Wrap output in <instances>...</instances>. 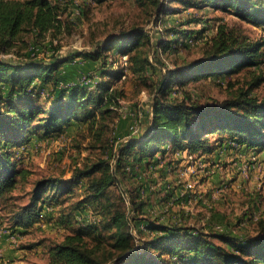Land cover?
<instances>
[{"label":"trees","instance_id":"obj_1","mask_svg":"<svg viewBox=\"0 0 264 264\" xmlns=\"http://www.w3.org/2000/svg\"><path fill=\"white\" fill-rule=\"evenodd\" d=\"M129 1L156 15V20L176 10L164 0ZM177 1L222 9L264 28V0H170ZM60 14L61 6L50 0H0V51L9 52L17 40L23 41L25 32L36 31L39 36L60 28ZM181 40L176 35L155 42L147 30L135 27L112 35L89 53L66 59L37 60L32 49L33 54L24 55L27 61H0V206L10 201L28 175L13 149L35 139L59 138L72 125L103 131L120 106L123 93L117 83L127 76L126 68L114 67L117 60L127 56L130 73L146 84L149 67L153 68L149 53L178 52ZM76 58L97 63L94 70L100 72L101 80L95 86L65 76L64 66ZM263 64L264 41L250 39L241 28L220 25L206 41L201 57L166 71L155 86L145 127L121 145L115 171L109 155V159L77 168L68 180L47 177L35 181L29 201L11 216L12 228L26 229L43 221V214L63 207L80 190L85 191L82 200L62 209L58 222L68 232L49 248L48 264H264V220H258L260 235L249 239L155 221L139 229L136 238L128 201L135 216L144 213L149 203L138 191L144 185L129 190L127 197L121 186V176L132 161L150 165L180 152L201 158L216 152L213 137L221 147L234 142L241 149L263 152L264 96L253 93L264 83ZM240 74H245L244 83L236 87L229 81L230 96L221 102H203L189 93L177 97L179 88L192 80L225 81ZM89 204L99 220L78 223L77 207ZM145 233L152 237L147 240L139 235Z\"/></svg>","mask_w":264,"mask_h":264},{"label":"rangeland","instance_id":"obj_2","mask_svg":"<svg viewBox=\"0 0 264 264\" xmlns=\"http://www.w3.org/2000/svg\"><path fill=\"white\" fill-rule=\"evenodd\" d=\"M50 1L61 6L58 17L60 28L50 29L39 36L36 31L25 32L23 41L17 40L9 52L0 51V61H27L29 58L24 55L33 54V50L37 60L66 59L76 53H89L112 35L135 27L147 30L155 42L167 41L179 35L182 49L178 52L160 50L159 56L149 53L153 68L149 67L146 84L126 67V78L117 83L123 93L120 106L113 118H108V127L103 131L97 128L90 131L87 126L72 125L59 138H49L48 141L35 139L32 144L13 149L19 166L28 175L26 181L20 182L11 194L10 201L0 206V264H48L49 248L68 232L58 222L63 207L78 203L85 193L77 190L63 207L60 205L50 214H43V221L16 230L12 228L11 216L29 201L35 181L47 177L68 180L77 168L100 159H109V155L111 166L117 168L119 149L131 138L132 127L137 122H140L141 131L145 127L155 86L166 71H173L201 57L206 41L216 34L220 25L241 28L250 39L264 41V28L218 8H199L197 5L164 0L167 6L176 10L156 20V15L129 0L105 3L95 0ZM121 64L117 60L114 67L123 68ZM96 66L97 63L86 58H76L64 66L63 71L73 82L92 86L95 85L92 80L100 77V72L94 70ZM244 75L225 81L212 78L192 80L179 88L177 97L182 99L189 93L203 102H221L230 96L229 81L236 87L241 86ZM253 93L263 97L264 83ZM212 139L217 150L204 157L206 170L205 167L191 172L186 158L177 159V156L170 155L150 165L132 161L126 167L125 175L121 171L125 197L141 183L144 186L139 188V194L149 203L144 213L135 216L128 201L130 218L133 219L132 231L136 236L139 229L151 221L200 230L205 234L228 233L240 239L260 235L258 220H264V152L235 148L231 142L221 147L216 144V138ZM91 208V204L83 209L77 207L78 223L99 220V216L94 217ZM139 235L147 240L152 237L149 233ZM215 241L219 242L218 239ZM37 243L40 244L28 248Z\"/></svg>","mask_w":264,"mask_h":264},{"label":"built area","instance_id":"obj_3","mask_svg":"<svg viewBox=\"0 0 264 264\" xmlns=\"http://www.w3.org/2000/svg\"><path fill=\"white\" fill-rule=\"evenodd\" d=\"M162 23V22H161ZM161 29V28H160ZM120 62L122 63V67L123 68H126L128 66V61H127V56L125 57H120ZM101 80V77L99 76H96L94 78V80H92L93 82H95V85L97 84L98 81ZM86 82V81H85ZM88 82V81H87ZM95 85H92L95 86ZM139 123L140 122H137L133 127H132V131L130 133V136L131 138L134 137V136H137L140 134V126H139ZM130 139V138H129ZM128 139V140H129ZM126 140V141H128ZM125 141V142H126ZM124 142V143H125ZM231 145H233L235 148H240V146L238 144H235L234 142L230 143ZM186 158L188 160V162L190 163V167H188V170H190L191 172H195L196 169H199V168H202L204 169L206 167V163H205V160H204V157H197L196 155H192V154H188L187 152H180L177 154V159L179 158ZM112 167V170L115 171L116 168L114 165L111 166ZM130 168V167H128ZM258 219V217H256ZM133 232V231H132ZM133 234L135 235V233L133 232ZM136 236V235H135ZM136 238H139L138 236H136Z\"/></svg>","mask_w":264,"mask_h":264},{"label":"crops","instance_id":"obj_4","mask_svg":"<svg viewBox=\"0 0 264 264\" xmlns=\"http://www.w3.org/2000/svg\"><path fill=\"white\" fill-rule=\"evenodd\" d=\"M47 141H48V140H47ZM33 143H34V142H33ZM263 152H264V151H263ZM263 152H262V153H263ZM209 155H211V154H208V155L205 154L203 157H205V156H209ZM206 169H207V167H206L204 170H206ZM204 170H203V171H204ZM203 171H202V172H203ZM48 214H50V213H48Z\"/></svg>","mask_w":264,"mask_h":264}]
</instances>
